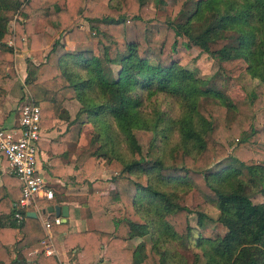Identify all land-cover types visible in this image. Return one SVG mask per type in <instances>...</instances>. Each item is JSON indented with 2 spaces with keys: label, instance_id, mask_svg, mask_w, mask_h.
Returning <instances> with one entry per match:
<instances>
[{
  "label": "trees",
  "instance_id": "16d2710c",
  "mask_svg": "<svg viewBox=\"0 0 264 264\" xmlns=\"http://www.w3.org/2000/svg\"><path fill=\"white\" fill-rule=\"evenodd\" d=\"M59 1L0 0V53L11 51L7 46L10 36L12 46L22 47L25 35L32 31V13L51 15L52 25L79 43L88 40L79 26L82 17L105 24L104 29L90 25L96 49H67L56 38L46 51L36 50L32 46L39 42L38 35L31 34L30 56L36 62L34 69H28L25 82L39 106L40 120L44 115L60 116L64 99L77 100L79 108L67 122L64 134L87 123L91 129L89 143L96 144L88 159L96 162L102 158L112 170L107 179L89 181L86 204L95 211L111 198L132 208L137 218H125L127 236L141 239L130 249L123 246V238L90 229L68 232L66 246H77L85 260H93L104 246L112 264H185L175 246L192 234L190 209L178 201L176 187L194 188L204 200L194 208L197 223L204 220L206 204H214L219 210L217 220L226 229L222 235L194 239L193 246L199 249L197 257L203 258V264H264V153L242 158L237 151L256 132L255 113L264 108L261 86L234 104L242 117L243 130L230 149V140H222L216 133L220 120L210 105H199L194 115L197 119L183 117L179 163H168L162 150L148 157L134 133L136 129L152 128L157 120L150 119L152 124L144 121L138 107L141 88L179 90L173 76L178 68L174 54L179 48L205 52L220 62L241 59L246 72L264 86V0H151L153 9L148 0H116L117 11L107 13L100 11L99 0H88V13L81 12L85 0ZM168 6L169 15L158 18L156 11ZM96 9L93 14L91 10ZM15 14L19 17L13 18ZM127 19L133 20V38L125 43L122 53L111 56L110 45L126 35ZM221 38L229 41L210 49V43ZM6 64L7 60L0 58V93L9 90L13 82ZM110 64H118L116 74ZM184 77L189 83L186 92L207 93L198 88L189 73L184 71ZM2 122L0 118V127H4ZM259 131L264 144V125ZM153 133L158 131L154 129ZM0 156L7 162L1 150ZM244 172L248 178L240 176ZM109 183L113 191L103 195L101 191ZM257 184L260 187L256 191L263 197L260 202L252 201L249 191ZM18 196L7 199L10 210L4 220L0 219V264H59L54 254H44L41 240L45 234L38 220L26 212L21 220L15 219ZM52 200L41 198L39 202L47 208L54 206ZM55 215L49 214V227L67 231L68 223H55ZM5 223L19 227L23 234L14 242L15 256L6 246ZM34 249L36 253L30 255Z\"/></svg>",
  "mask_w": 264,
  "mask_h": 264
},
{
  "label": "rangeland",
  "instance_id": "374dc122",
  "mask_svg": "<svg viewBox=\"0 0 264 264\" xmlns=\"http://www.w3.org/2000/svg\"><path fill=\"white\" fill-rule=\"evenodd\" d=\"M148 5L150 8H154L153 2L148 0ZM60 4L63 3V0L59 1ZM99 9L103 13L107 12H115L117 11V2L116 0H99ZM171 8L168 6L165 9L157 10L156 15L160 19L166 18L170 13ZM89 10V2L85 0L82 4L81 12L88 13ZM93 14L97 13L96 10H91ZM91 14V15H93ZM18 14H15L13 18L17 17ZM19 17V16H18ZM95 17V16H94ZM32 19V31L29 34H26L28 38L30 37V48L29 53H31V34L36 33L38 35V41L32 46V48L36 50L46 51L54 39L58 38V40L64 44L67 43L62 40V37L66 35L65 32L57 30L51 23V15H38L36 13H32L30 15ZM97 26L99 28L104 29L105 24L100 20L92 19L91 21L85 17H82L79 21V26L83 28L87 35L88 40L82 42L78 46H72L73 48L78 47H93L96 49L95 42L90 38L93 34V29L90 25ZM49 27V28H48ZM52 29H51V28ZM47 30H46V29ZM11 29V26L8 30ZM56 31L58 36L53 39H49L47 36L44 38V45L47 48H43L41 46V37L42 33L46 34L49 31ZM44 33V34H45ZM230 33V32H229ZM53 34L51 33V36ZM134 35V24L133 20H126V35L124 38L118 39L116 43L110 45L109 53L111 56H115L116 54L122 53L125 50V43L130 41ZM12 36L7 40V46L13 48L12 46ZM65 39V38H64ZM68 39V38H67ZM69 40V39H68ZM228 38H221L215 42L210 43V49H217L226 42H228ZM50 42V43H49ZM49 47H48V46ZM69 49L72 48L70 43L66 44ZM17 48V47H15ZM21 48H17V53L19 57V61L22 59L26 60L31 69H34L35 66L32 65L34 62L29 60L27 57L28 54H22L20 50ZM5 55L8 57V63L6 65L9 66V70L13 73L10 74L12 77H15L14 82H18L19 80L16 77V72L14 71V66L12 65V57L14 56V51H5L4 53H0V58ZM174 58L176 59V66L178 67L176 72L174 73V77H176V84L179 87L178 91H166L161 88L155 89L153 87H148L145 89H140V104L139 110L145 122H149L152 124L150 119L156 118V125H153L152 128L147 129H136L134 130L135 136L140 143L142 152L148 157L155 156L158 153H164L165 160L168 163H179L182 147L180 142V129L181 122L183 117L194 116L197 111L196 109L199 105H210L212 108L213 114L219 118L220 125L217 126L216 133L218 137L222 140L228 139L230 140V144L228 145V149H230V145L232 146L234 142L237 140L239 135L243 130L242 125V117L237 113L234 104L241 99L245 98L247 95L251 94L252 91L255 90L257 85L261 86V93H264V86L260 84V82L256 78H252L245 70L246 63L241 59H231L228 61H218L210 57L205 52H199L196 49L185 50L184 48H179L177 53L174 54ZM36 61V58H35ZM113 69V74H116L119 66L118 64H110ZM184 71L191 75V78L194 79L193 82L198 86L201 90H206L207 93H188V80L184 77ZM10 73V72H9ZM179 76L181 78H179ZM22 85L19 86L21 88ZM226 124L227 126H225ZM254 127L256 132L253 133L249 137V142L244 145L242 149H238V155L242 158H247L251 156V154L256 152L264 153V144L260 141L259 130L264 125V108H261L256 111L255 117L253 120ZM88 129V136L90 137L91 129ZM156 129L158 133L156 135L153 133V130ZM96 144H90V153ZM93 165L99 168L98 173L92 179H107L111 175V168H108L106 162L100 158L96 162L93 161ZM90 167V168H91ZM240 176L244 178H248V175L244 172ZM257 187H252L250 191L251 199L254 202L263 201V197L259 191V184ZM184 186V185H182ZM179 193L178 201L187 206L190 209V213L188 214V220L192 227L191 236L180 246H175V250L186 262L185 264H203L204 260L200 255L199 249L193 246V241L196 237L200 235L203 236H215L222 235L225 232V227L217 220L219 215V210L214 204H206L204 209L205 216L204 220L201 224L197 223V213L195 211V207L201 203L203 200L202 195L194 188L182 190L179 187H176ZM90 190V186H88V192ZM113 191V184H107L101 193L103 195H109ZM103 212L99 216H101V225L104 228H114V230L110 232L114 236H118L124 239V247L133 248L140 238L134 237L129 238L127 236V223L125 218L129 217L131 219H136L137 216L134 214L132 208H126L123 204L114 199H107L104 205L101 207ZM68 253H72L71 250ZM109 258L108 255L105 254ZM73 256H71L72 258ZM85 260V259H84ZM83 260V261H84ZM88 261V260H85ZM84 261V262H85ZM80 263L76 261V264H90L89 262ZM96 264H112L110 258L106 260V258L101 260L98 258ZM119 264V263H117Z\"/></svg>",
  "mask_w": 264,
  "mask_h": 264
},
{
  "label": "crops",
  "instance_id": "0c3cea01",
  "mask_svg": "<svg viewBox=\"0 0 264 264\" xmlns=\"http://www.w3.org/2000/svg\"><path fill=\"white\" fill-rule=\"evenodd\" d=\"M44 33L45 32L42 33L41 37V46L46 48L44 45V38L47 36L49 39L51 38L50 42H52L53 39L58 36V33L54 30L52 32L49 31L47 34ZM51 33L53 34L52 36ZM27 36L24 37L20 55L28 54L27 57H30V60L34 62L32 65L35 66V58H32L29 53L30 37L28 38ZM62 40L67 42L66 44H72L71 47L81 44L68 40L66 35L62 37ZM66 44L65 47L69 49ZM12 49L14 51V56L12 57L13 62L11 63L14 66L15 75L19 83L17 81L14 82L15 77L11 76L13 80L11 87L9 90L0 93V118L3 119L2 126L6 128L18 126L21 105L26 99H29V97L32 99L25 82L26 73L28 69H31L30 65L26 60H23L22 64V59L19 61L17 48L13 47ZM70 49L74 48L72 47ZM2 58L6 59L7 63L9 62L8 57L5 55H3ZM8 65H6L7 72L13 74L9 70ZM20 85H22L21 88H19ZM62 107L63 111L60 116L47 117L44 115L41 117L40 137L37 141V168L45 179L47 187L53 192L52 201H54V206L65 205L67 207L66 217L62 216L60 212L55 216L60 217V222L66 221L68 223V229L66 231L51 229L49 226L46 227L44 225L45 220L48 219L50 213L54 212H48L39 201V210L30 209L27 211L35 212V216H31L38 220L45 234V237L41 240L43 250L46 248L51 249L53 251L51 254L57 257L59 264H76V261L83 263L85 260L78 252L79 248L77 246H66L64 237L68 232L90 229H98L107 232H112L114 230L115 232V227L104 228L100 226L101 216L99 215L103 212V210H101L102 208L90 211L86 204L89 181L91 182L96 176L99 168H97L96 165L91 167L93 162L88 159L90 143L87 123L83 124L81 129H72L69 133H66V135L64 134L67 130V122L75 117L79 108V103L74 98L64 99L62 101ZM19 193L20 182L8 170L7 162L0 156V219L4 220V215L10 210L11 206L7 205V199L10 196L14 198ZM3 226L7 229V232L4 234L7 238L6 246L10 255L15 256L14 242L21 238L23 234L20 232L19 227H11L8 226L7 223H5V225L3 224ZM70 250L72 253H68ZM35 253L36 249L32 250L29 254L33 255ZM71 256L73 257L71 258ZM98 258H101V260H103V258H106V260L109 259L104 254V246L100 252L94 254L93 260L85 262L96 264Z\"/></svg>",
  "mask_w": 264,
  "mask_h": 264
},
{
  "label": "built area",
  "instance_id": "2783aa9c",
  "mask_svg": "<svg viewBox=\"0 0 264 264\" xmlns=\"http://www.w3.org/2000/svg\"><path fill=\"white\" fill-rule=\"evenodd\" d=\"M20 121L17 127H0V150L7 159L8 170L20 182V193L15 204L14 217L21 220L27 210H39L38 201L41 198L51 199L52 190L37 168L38 147L40 137V109L29 97L21 105ZM45 210V209H44ZM54 222L59 223L60 217L54 216ZM44 225L49 226L48 219ZM49 255L53 251L43 250Z\"/></svg>",
  "mask_w": 264,
  "mask_h": 264
},
{
  "label": "water",
  "instance_id": "95a60500",
  "mask_svg": "<svg viewBox=\"0 0 264 264\" xmlns=\"http://www.w3.org/2000/svg\"><path fill=\"white\" fill-rule=\"evenodd\" d=\"M47 211L48 212H54L55 214H59V212L61 213L62 216L66 217L67 215V207L65 205H61V206H58V205H55V206H52V205H49L47 206ZM27 215H32V216H35V212L34 211H27L26 212Z\"/></svg>",
  "mask_w": 264,
  "mask_h": 264
}]
</instances>
